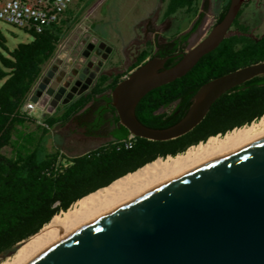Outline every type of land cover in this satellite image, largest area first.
I'll return each mask as SVG.
<instances>
[{
	"label": "trees",
	"instance_id": "16d2710c",
	"mask_svg": "<svg viewBox=\"0 0 264 264\" xmlns=\"http://www.w3.org/2000/svg\"><path fill=\"white\" fill-rule=\"evenodd\" d=\"M161 23L175 20L168 37L156 36L135 54L127 73L150 58L174 55L165 62L173 66L181 58L189 36L199 27L204 12L200 0H162ZM229 0H222L214 21L226 13ZM244 2L228 35L212 51L202 56L184 76L145 94L135 108L136 118L151 128H166L178 122L187 112L191 98L205 82L264 61V34L250 36V26L240 21ZM206 9V6H203ZM74 10L69 7L62 21L41 33H29L31 40L18 44L6 57L0 56V259L12 256L21 243L37 234L57 214L67 211L75 202L132 175L154 161L175 157L204 144L209 137L223 136L248 126L264 117V75L256 76L223 93L210 107L201 122L186 134L167 141H150L130 136L117 127L109 135L113 140L74 157H66L59 149H46L50 128L68 122L93 97L88 111L95 114L115 112L110 93L122 79L101 75L90 95L65 107L61 115L37 124L20 113L29 92L41 76L44 65L52 58L71 22ZM184 25V26H183ZM189 27L187 31L185 29ZM3 42L0 37V46ZM100 96V98H96ZM174 105V106H173ZM173 106V107H172ZM170 107L169 114H155ZM172 107V108H171ZM35 122V131L28 132V123ZM107 134L99 135L105 137ZM122 139V140H121ZM44 149L47 152H44ZM159 158V159H157ZM162 158V159H160ZM156 159V160H155Z\"/></svg>",
	"mask_w": 264,
	"mask_h": 264
},
{
	"label": "water",
	"instance_id": "95a60500",
	"mask_svg": "<svg viewBox=\"0 0 264 264\" xmlns=\"http://www.w3.org/2000/svg\"><path fill=\"white\" fill-rule=\"evenodd\" d=\"M243 2L229 0L223 18L202 40L183 52L173 66L164 65L174 55L154 57L121 79L110 93L119 125L133 137L150 141L175 139L198 125L223 93L264 75L261 61L205 82L192 96L185 115L166 128L147 127L135 116V108L145 94L184 76L222 42ZM93 46L87 45L85 58ZM98 48L105 49L100 57L105 61L112 48L104 42ZM101 61L87 64L93 70L85 81L74 73L50 86L45 80L30 101L40 110L50 106L47 112L59 103L68 104L88 89ZM65 91V99L60 101ZM28 264H264V136L155 185Z\"/></svg>",
	"mask_w": 264,
	"mask_h": 264
},
{
	"label": "rangeland",
	"instance_id": "374dc122",
	"mask_svg": "<svg viewBox=\"0 0 264 264\" xmlns=\"http://www.w3.org/2000/svg\"><path fill=\"white\" fill-rule=\"evenodd\" d=\"M244 2H248V5L243 10L240 21L250 26L251 36L264 34V0H244ZM221 3L222 0H200L199 11L204 12V16L198 31L191 36L187 50L202 40L213 27L221 9ZM70 7L74 10L72 21L67 23L68 28L56 50L64 51L67 47L71 48V41L80 37L83 31L89 28L91 37H100L110 47L125 49L126 61L122 67L124 70L122 74L127 73L138 51L149 43L153 45L156 36L159 39L168 37L175 22V20H169L161 23L164 10L162 0H73ZM188 29L189 27L185 31ZM0 37L3 40L0 56L4 57L18 44L31 40L30 35L4 23H0ZM114 57L116 55L112 54L109 61ZM33 116L37 117L35 113ZM49 131L45 141L46 149L50 151V147L53 146L66 157L81 155L104 142L100 139L89 141L85 145L76 144L79 136L72 132L73 125L70 122ZM46 149H44L45 153ZM6 259H0V264Z\"/></svg>",
	"mask_w": 264,
	"mask_h": 264
},
{
	"label": "bare ground",
	"instance_id": "6f19581e",
	"mask_svg": "<svg viewBox=\"0 0 264 264\" xmlns=\"http://www.w3.org/2000/svg\"><path fill=\"white\" fill-rule=\"evenodd\" d=\"M264 136V117L223 136L210 137L204 144L175 157L154 161L132 175L75 202L67 211L55 215L34 236L20 244L15 253L1 264H28L44 251L77 232L109 211L138 199L155 185L219 158Z\"/></svg>",
	"mask_w": 264,
	"mask_h": 264
},
{
	"label": "flooded vegetation",
	"instance_id": "af4514ba",
	"mask_svg": "<svg viewBox=\"0 0 264 264\" xmlns=\"http://www.w3.org/2000/svg\"><path fill=\"white\" fill-rule=\"evenodd\" d=\"M200 26V25H199ZM199 27L196 31H198ZM195 31V32H196ZM194 32V33H195ZM192 33L188 40L185 47V51H187V47L189 45V40L191 36L194 34ZM251 36V35H250ZM255 37V36H252ZM101 42H104L107 46L109 44L99 38H94L90 36V29L86 28L83 33L80 35V37H76L73 41H71V48L69 56H64V58H60L56 51L52 58L44 65L41 76L39 77L37 83L34 85L32 91V95L36 93L38 90V86L43 83L45 80L47 81V86H50L52 83H54L57 79H60L62 76H71V74H75L76 78L85 81L89 73L93 70L92 67H87V64L92 61L94 64L101 61L100 57L105 54V49H99V44ZM88 44H93V49L88 53V57L85 58L84 54L87 53L86 48ZM111 53L108 55V58L105 61H101L102 66L97 73L95 79L92 81L91 85L88 87V89L82 93L79 96H74L72 100L65 105H62L59 103L55 109H53L51 112H47L48 109H51L50 106L48 108H45L44 110H40L35 106V111H40L41 116L39 117L40 121H44V119L51 118L55 115H61L64 112L65 107L76 103L81 98H86L88 95H90L91 90L93 87L97 84L98 78L101 75H104L108 77L107 84L112 82V78L116 75H113L114 68L113 66H108L107 63L109 62L110 56L112 54H115L117 57H119V54L117 53L116 48L111 47ZM97 53V55H96ZM122 79L124 78L121 76ZM61 84H59L60 86ZM58 86V87H59ZM68 91V90H67ZM63 94L60 101L65 99L66 93ZM96 98H100V96H96ZM93 104V97L87 101L79 111L73 114V118L79 117L82 115L73 125V133L78 135V141H76V144H82L85 145V143L93 140H104L103 143L113 140V136H110L109 134L114 131V124L115 120L117 118L118 124L117 127H119V119L116 114V111L114 113H111L109 110L100 111L98 113H94L93 111H88V109ZM174 106V105H173ZM172 106V107H173ZM171 107V108H172ZM169 108L165 107L157 110L155 114H169ZM107 134L105 137L99 136ZM122 140V139H121ZM101 145V144H100Z\"/></svg>",
	"mask_w": 264,
	"mask_h": 264
},
{
	"label": "built area",
	"instance_id": "2783aa9c",
	"mask_svg": "<svg viewBox=\"0 0 264 264\" xmlns=\"http://www.w3.org/2000/svg\"><path fill=\"white\" fill-rule=\"evenodd\" d=\"M73 0H0V23L22 30L26 34L41 33L59 24ZM127 76V75H126ZM124 76V77H126ZM33 89V88H32ZM33 91L27 95L20 113L43 124L33 116L35 104L30 101ZM133 136L130 134L128 139Z\"/></svg>",
	"mask_w": 264,
	"mask_h": 264
},
{
	"label": "crops",
	"instance_id": "0c3cea01",
	"mask_svg": "<svg viewBox=\"0 0 264 264\" xmlns=\"http://www.w3.org/2000/svg\"><path fill=\"white\" fill-rule=\"evenodd\" d=\"M71 20H72V17H71ZM116 50H117V53L119 54V57H117V56L114 57L111 61H109L107 63V65L108 66H113V68H114L113 75H121V76L124 77V76L127 75V73L126 74H122V72L124 71V70H122V67H123V64L126 61V59H125L126 58L125 57L126 51H125V49L119 48V47L116 48ZM69 53H70V49L68 47L64 51H58V50H56V54L60 58H64V56H67L68 57L69 56ZM34 113L37 115V118H39L41 116L40 111H35ZM27 125H28V132L35 131V128H36V123L35 122H29ZM56 126H58V124L57 125H54L52 128H54ZM52 128H50V129H52Z\"/></svg>",
	"mask_w": 264,
	"mask_h": 264
}]
</instances>
